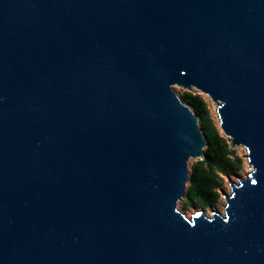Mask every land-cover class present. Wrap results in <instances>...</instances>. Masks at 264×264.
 <instances>
[{
  "label": "water",
  "instance_id": "1",
  "mask_svg": "<svg viewBox=\"0 0 264 264\" xmlns=\"http://www.w3.org/2000/svg\"><path fill=\"white\" fill-rule=\"evenodd\" d=\"M174 86L247 150L224 214ZM0 264H264V0H0Z\"/></svg>",
  "mask_w": 264,
  "mask_h": 264
},
{
  "label": "trees",
  "instance_id": "2",
  "mask_svg": "<svg viewBox=\"0 0 264 264\" xmlns=\"http://www.w3.org/2000/svg\"><path fill=\"white\" fill-rule=\"evenodd\" d=\"M181 98L198 115L201 129L207 145L202 161L193 167L187 198L184 207L199 208L214 206L219 199L218 189L222 185L221 175L231 176L241 167V159L230 147L228 140L223 137L210 116V110L204 97L194 91H186Z\"/></svg>",
  "mask_w": 264,
  "mask_h": 264
},
{
  "label": "rangeland",
  "instance_id": "3",
  "mask_svg": "<svg viewBox=\"0 0 264 264\" xmlns=\"http://www.w3.org/2000/svg\"><path fill=\"white\" fill-rule=\"evenodd\" d=\"M174 90L180 97L182 96V94L184 92L189 91V90H187V89H185L183 87H179V86H174ZM192 91L200 93L204 97V99L206 100V102L208 104V107H209V110H210V116L212 118V121H213L214 125L216 126V128L218 129L220 134L228 140V138L225 136V134L223 133V131L220 128L219 117H218V114H217V104L214 103L213 100L208 95H206L204 93H201V92H199L196 89H193ZM200 126H201V123H200ZM232 149L236 152L235 156L239 157L241 159L242 163H241L240 169L235 174H233L231 176H226L224 174L221 175L222 185L218 189L219 199L215 203L214 206H210V207H206V208H203V207H199V208L189 207L188 209H186L184 207V202H185L187 196H186V198L181 199L179 201V204H178V209L181 212H183L187 217L191 218V214L192 213H194V212H196L198 210H202V209H204L205 213L208 216H211V211H217V212H220L222 214L225 213L224 207L226 205V202L224 200L222 192L223 193H230L231 192V188L229 186V182L228 181L237 183L238 182L237 177L240 178V179L241 178H245L252 171V168H250V165L248 164V158L245 157L248 154L246 148L243 147V146H237V147H234ZM203 159H204V157L203 158H191L190 159V162H189V173H190V176H191V173H192L194 165L196 163H198L199 161H202ZM189 184H190V180H189V182L187 184V189H188Z\"/></svg>",
  "mask_w": 264,
  "mask_h": 264
}]
</instances>
